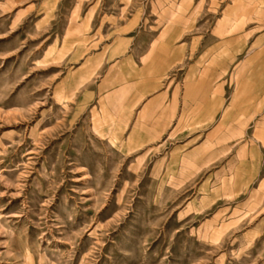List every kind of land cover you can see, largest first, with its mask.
Returning <instances> with one entry per match:
<instances>
[{"label": "rangeland", "instance_id": "rangeland-1", "mask_svg": "<svg viewBox=\"0 0 264 264\" xmlns=\"http://www.w3.org/2000/svg\"><path fill=\"white\" fill-rule=\"evenodd\" d=\"M261 22L264 0H0V264H264ZM144 52L182 99L149 145L144 103L101 101Z\"/></svg>", "mask_w": 264, "mask_h": 264}, {"label": "crops", "instance_id": "crops-1", "mask_svg": "<svg viewBox=\"0 0 264 264\" xmlns=\"http://www.w3.org/2000/svg\"><path fill=\"white\" fill-rule=\"evenodd\" d=\"M255 36H254V44L255 49L252 54L255 57L264 58V22L260 24H255ZM259 27H261L259 31ZM258 29V30H257ZM153 52V51H152ZM148 53L144 52L139 56V60L137 62L135 59H129V63H134L133 70V80L128 84H119L118 88L112 93L109 91L107 87H105V83H103V92L101 101H136L135 104L144 103V110H148L152 113L149 123L138 124L134 129V133L131 135V138L136 139L137 142H141L142 144H152L155 140L159 139V135H162L170 124V116L173 111L174 101H182V99H178L176 95L173 93H168L166 89L162 87V72L165 73L167 66L172 64V62H167L165 60L166 54L160 55L161 61H158L155 65V58L152 53L147 55ZM147 55V62L143 64L141 59L143 56ZM152 55V56H151ZM262 65H264L262 63ZM153 66L158 67V72L152 70ZM257 81H259L257 79ZM114 95L115 99L107 100V96ZM162 101H170L168 105V109H158L154 108V106L161 105ZM194 101H197L195 99ZM254 101H264V93H263V85L257 84L255 85V96ZM197 105L196 103H194ZM193 105V103H191ZM154 108V109H153ZM156 118V119H155ZM229 130H232L229 128ZM232 132V131H231ZM230 133V131H229ZM138 138V139H137ZM141 140V141H140Z\"/></svg>", "mask_w": 264, "mask_h": 264}]
</instances>
